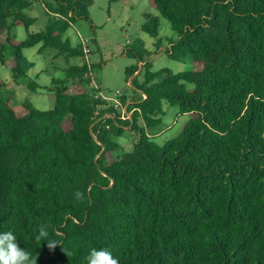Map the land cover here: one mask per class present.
Wrapping results in <instances>:
<instances>
[{
	"label": "trees",
	"instance_id": "obj_1",
	"mask_svg": "<svg viewBox=\"0 0 264 264\" xmlns=\"http://www.w3.org/2000/svg\"><path fill=\"white\" fill-rule=\"evenodd\" d=\"M41 1L59 17L16 42L8 21L28 29L36 21L24 13L32 3L0 0V62L11 53L15 77L24 75V49L42 44L84 57L64 34L82 20L95 31L94 0ZM147 1L178 34L166 53L190 57L192 69L152 72L149 63L142 79L133 78L148 100L133 124L122 123L139 137L114 162L106 154L120 145L111 137L125 130L109 121L94 137L102 103L84 90L86 64L53 80L51 110L29 102L15 109L1 97L0 82V232L11 230L37 264H87L93 248H108L119 264H264V0ZM159 16L146 14L142 25L154 39ZM146 52L138 40L125 54L143 62ZM137 70L127 68V78ZM164 103L190 120L159 145L147 130L161 125ZM77 190L84 199L75 198ZM42 223L48 239L60 241L54 249L47 240L36 244Z\"/></svg>",
	"mask_w": 264,
	"mask_h": 264
},
{
	"label": "rangeland",
	"instance_id": "obj_2",
	"mask_svg": "<svg viewBox=\"0 0 264 264\" xmlns=\"http://www.w3.org/2000/svg\"><path fill=\"white\" fill-rule=\"evenodd\" d=\"M25 13L30 17L37 18V22L28 29L23 26L10 27V35L19 41L25 40L28 32L37 33L45 30L52 20V17L44 14V8L41 4L32 10L25 11ZM148 13L159 16L147 0H122L116 3L111 2V0H94L90 7V15L95 31H92L87 21L82 20L77 26L66 32L65 38L74 46L81 44L85 39H89L86 42V47L92 51L84 54V60L87 56L89 59V63L85 61L88 72L84 75V80L88 83L84 90L92 94L94 98L100 93L113 97L116 91L125 93L130 91L126 70L132 66L139 67V61L128 57L125 51L128 45H133L138 40L143 41L147 50L146 57L141 62L142 68L151 63L153 72H160L163 69L172 70L174 73L191 71V60L176 61L166 53V50L171 46L170 42L178 39V34L172 30L167 19L159 16V37L156 39L142 31V25L146 20L145 15ZM8 23L11 25V20ZM39 48L38 46L24 50L25 57L29 62H34L35 67L23 68L24 75L18 79V82L19 84L25 83L26 90L16 93L11 102L16 104L31 101L37 108L49 110L54 107L56 100L53 79H65L67 77L65 70L77 59L67 61L60 57L58 61L52 59L46 61L42 54L37 53ZM99 63H104L103 67L101 69L94 68ZM0 79L5 82V87L13 86L11 84L13 80L11 66L2 65L0 62ZM162 79L163 76L161 75L156 79V82H160ZM92 80L96 81V85L92 84ZM31 81L39 84L40 88L37 93L29 90L28 84ZM187 86L189 89L195 87L193 84ZM5 87L1 90L2 98L5 97ZM100 101L102 103V100ZM161 118L162 123L159 127L161 134L153 137V140L159 145H164L167 141L176 138L189 121L188 115L181 114L178 107L167 103H164V114ZM122 126L120 128L125 130L124 135L117 138L114 135L111 137L112 140L114 139L119 143L120 147L106 154L108 164L121 158L124 154L132 152L135 143L138 141L139 135L136 131L130 127H125L123 124Z\"/></svg>",
	"mask_w": 264,
	"mask_h": 264
},
{
	"label": "crops",
	"instance_id": "obj_3",
	"mask_svg": "<svg viewBox=\"0 0 264 264\" xmlns=\"http://www.w3.org/2000/svg\"><path fill=\"white\" fill-rule=\"evenodd\" d=\"M31 1V3H32V7L30 8V9H28V10H25V11H29V10H32L33 8H36L37 6H38V4H41L42 6H43V8H44V14L45 15H48V16H50V17H52V18H57V17H59L58 15H55V14H52V13H49L48 11H47V9L45 8V6H44V4H43V2L41 1V0H30ZM25 11H24V13H25ZM89 11H90V9H89ZM26 14V13H25ZM31 18H33V17H31ZM51 18V19H52ZM36 21H35V23L37 22V18H34ZM80 22V21H79ZM79 22H77V23H75V24H73L70 28H72V27H75V26H77L78 24H79ZM34 23V24H35ZM33 24V25H34ZM32 25V26H33ZM21 25H13L12 24V21H11V25H10V27H20ZM31 26V27H32ZM24 27V26H23ZM69 28V29H70ZM68 29V30H69ZM67 30V31H68ZM66 31V32H67ZM41 32V31H40ZM29 33H35V32H28V34ZM37 33H39V32H37ZM28 34H27V37H28ZM66 34V33H65ZM65 34H64V39L65 40H67L66 38H65ZM9 35H10V33H9ZM11 36V35H10ZM16 42H22V41H19V40H17L15 37H13V36H11ZM27 39V38H26ZM25 39V40H26ZM25 40H23V41H25ZM89 39H85V40H83L82 41V43L81 44H78V45H72V43H71V45L73 46V47H76V46H79V45H82V47H83V50H84V54H85V48L87 49V47H86V42L88 41ZM40 47L39 48V50H38V54H42L44 57H45V59H46V61H48L49 59H52V60H55V61H58V59L60 58V57H63L64 59H66L67 61H69V59H77V61L74 63V64H71L70 66H69V68L70 67H75V66H82V65H84L85 64V61L87 62V63H89V59H87V57H86V60H84V58H85V55H84V57H73V58H66V57H64L63 55H60L59 54V52L57 51V50H55V49H53V48H43L42 46V44H38V45H36V46H34V47ZM34 47H31V48H34ZM26 49H29V48H26ZM26 49H24V50H26ZM89 50H90V52L92 51L90 48H88ZM24 50L22 51V54H23V60L21 61V65H22V71L24 72V67H26L27 69L28 68H34L35 67V63L34 62H29L28 61V59L25 57V55H24ZM52 51V52H51ZM147 51V50H146ZM8 58H7V62H6V64H2V65H7V66H11L12 67V71H13V68H14V66L16 65V62H15V60H14V58H13V56L11 55V53H8V56H7ZM146 57V56H145ZM187 60H191L190 59V57H188L187 58ZM95 61V60H94ZM68 68V69H69ZM68 69H64L65 71H66V76H67V70ZM63 70V71H64ZM142 70H143V68H142V65H141V62H139V67H138V70L136 71V73L131 77V78H133V77H138L139 79H142V75H141V72H142ZM152 70V69H151ZM172 71V70H171ZM153 72V71H152ZM173 72V71H172ZM20 77H15L14 76V71H13V80H12V82H11V84H13V86L12 87H5L6 86V84H5V82L3 81V80H1L0 79V82L2 83V89L5 87V89H6V91H5V97H3V99L7 102V103H9V104H11L15 109L16 108H19V107H21L24 103H26V102H29V103H31L36 109H39V108H37L31 101H24V102H20V103H16V104H14V103H12L11 102V100L14 98V95L16 94V93H20V92H24L25 90H26V87H25V83H23V84H19V82H18V79H19ZM65 79H67V77L65 78ZM54 80V79H53ZM60 80H62V79H60ZM64 80V79H63ZM32 82H34V83H36L35 81H32ZM96 81L95 80H92V84H94V85H96V83H95ZM156 82V81H155ZM38 86H39V84L38 83H36ZM29 88V87H28ZM40 88V86L38 87V89ZM1 89V90H2ZM38 89L36 90V91H33L34 93H37L38 92ZM30 90V89H29ZM32 91V90H31ZM55 98H56V96H55ZM55 102H56V100H55ZM54 106H55V104H54ZM54 108V107H53ZM53 108H51V109H53ZM51 109H49V110H51ZM163 109H164V105H163ZM39 110H42V109H39ZM189 116V115H188ZM161 120H162V118H161ZM189 120H190V116H189ZM161 125H159L158 127H156L155 129H153V131H151L150 132V130H147V133H148V136L149 137H151L152 138V140H153V137L154 136H159L160 134H161V131L159 130V127H160ZM124 135V134H123ZM122 135V136H123ZM154 141V140H153ZM117 142V141H116ZM155 142V141H154ZM118 143V142H117ZM119 144V143H118Z\"/></svg>",
	"mask_w": 264,
	"mask_h": 264
},
{
	"label": "clouds",
	"instance_id": "obj_4",
	"mask_svg": "<svg viewBox=\"0 0 264 264\" xmlns=\"http://www.w3.org/2000/svg\"><path fill=\"white\" fill-rule=\"evenodd\" d=\"M74 196L77 200L84 199V193L79 190L74 193ZM48 228V224H40L35 241L39 245L41 241L47 240L48 247L51 250L60 241L48 239ZM86 259L87 264H119L118 258L108 248H93ZM0 264H37V256L21 247L15 234L9 230L7 232H0Z\"/></svg>",
	"mask_w": 264,
	"mask_h": 264
},
{
	"label": "built area",
	"instance_id": "obj_5",
	"mask_svg": "<svg viewBox=\"0 0 264 264\" xmlns=\"http://www.w3.org/2000/svg\"><path fill=\"white\" fill-rule=\"evenodd\" d=\"M85 53H90V50L85 48ZM133 78H129L128 87L130 91L128 93L116 91L113 97L105 96L102 93L95 96L96 99L102 100V104L96 108L92 124L93 128H98L93 134L95 138L102 128L110 129L109 121L117 127H122L124 122L133 124L136 113L141 115L140 105L148 100V95L133 84Z\"/></svg>",
	"mask_w": 264,
	"mask_h": 264
}]
</instances>
